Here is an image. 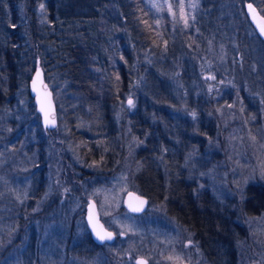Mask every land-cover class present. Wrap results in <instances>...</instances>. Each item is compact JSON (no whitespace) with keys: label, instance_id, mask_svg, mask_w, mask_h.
<instances>
[{"label":"trees","instance_id":"trees-1","mask_svg":"<svg viewBox=\"0 0 264 264\" xmlns=\"http://www.w3.org/2000/svg\"><path fill=\"white\" fill-rule=\"evenodd\" d=\"M246 2L264 17V0H0V112L20 97L32 100L27 83L40 66L47 83L56 77L72 96L68 117L80 113L110 136L99 155L106 165L116 155L108 144L116 143V126L124 128L127 98H136L139 134L147 135L136 188L149 205H163L165 188L172 196L188 182L184 156L196 140L189 131L201 132V125H182L183 104L203 116L221 82L220 88L229 87L246 109L264 106V41L246 15ZM68 128L72 138L81 139L75 122ZM157 143L159 153L148 156L145 151L154 152ZM245 193L241 215L224 203L205 205L216 229L226 220L234 237L239 216L263 209L260 186L250 185ZM182 212L196 231L208 227V219L192 218V209Z\"/></svg>","mask_w":264,"mask_h":264},{"label":"rangeland","instance_id":"rangeland-1","mask_svg":"<svg viewBox=\"0 0 264 264\" xmlns=\"http://www.w3.org/2000/svg\"><path fill=\"white\" fill-rule=\"evenodd\" d=\"M52 79L48 85L52 87L57 108L55 129L48 131L41 126L33 99L20 97L0 112V264H56L61 260L67 224L76 203H69L65 210L61 208L53 214L48 212V198L53 193L76 188L75 181L64 176L72 172L70 166L93 173L116 170L109 176L86 178L77 183L78 188L87 190V195L98 197V212L104 217L105 225L125 235L119 237L114 251L117 258L111 260L112 264H132L131 259L123 256L133 255L146 256L150 264H175L186 258L192 264H264V207L257 214L239 216L235 223L237 231L234 237L230 235L229 255L225 257L223 252L216 251L212 254L213 261L206 259L200 250L195 258L190 255L192 236L165 218L161 205H149L140 215L123 209L124 195L130 190L139 193L134 176L146 146L147 135L140 137L142 127L138 126L139 118L135 119L136 98H127L124 128L120 129L116 123V143L108 144L110 148L114 145L116 155L111 165L103 167L101 163L87 161L80 147L91 146L100 155L110 136L97 131L80 113L71 120L66 106L71 107L75 102H69L72 96L64 91L56 77ZM218 84L215 90L219 91L214 93L213 103L203 116L195 108L187 109L185 104L178 110L182 125L184 122L201 125L200 133L196 129L189 131L190 139L196 140L194 146L189 144L184 168L190 175L187 179L194 178L197 182V189L224 203L236 216L241 215L239 204L246 198L248 186L258 185L264 190V106L246 109L229 87L222 90L221 82ZM214 88L211 84L210 90ZM209 95L212 96L206 94V98ZM206 98L202 101L209 105ZM121 110L116 112L117 122L122 116ZM70 121L75 122L80 140L72 138ZM158 146L160 143L155 145L154 152L151 147L145 153L148 156L159 153ZM76 226L78 238L86 229L82 220L76 221ZM109 261L104 258L73 260L69 264H110Z\"/></svg>","mask_w":264,"mask_h":264},{"label":"flooded vegetation","instance_id":"flooded-vegetation-1","mask_svg":"<svg viewBox=\"0 0 264 264\" xmlns=\"http://www.w3.org/2000/svg\"><path fill=\"white\" fill-rule=\"evenodd\" d=\"M93 147H90L89 149H92ZM81 154L85 157V159L92 164L101 163V166H105L103 164V158H100L99 155H97V152L95 149L87 151V148L84 146L80 147ZM62 153V152H61ZM62 154H65L63 152ZM100 155L104 154V151L102 153H99ZM96 158L98 162H93V159ZM106 166L111 165V160L106 161ZM75 169V170H74ZM73 169V173L69 172L68 174H64V176H68L72 178L75 181V189H72L70 191H62V193H53L49 196V206H48V212L55 214L56 212H59V210H65V207L68 206L69 203L75 202L76 205L74 206L73 215L70 217V222L67 224V234L64 237V246H63V252H62V258L60 261H58L56 264H69L73 260H79V261H87L88 259H108L111 262L113 258H117L115 254V247L118 243L119 237H125L124 234H118L116 231H113L112 229L108 228L105 225V219L104 217H101V215L98 212V204L99 199L98 197H95L93 195H87V190L84 188H78V182L83 181L86 178L91 177H100V176H109L111 173L108 172H99V173H93L89 171H85L83 168H77L75 167ZM78 170V172H76ZM80 170V171H79ZM195 179L192 178L189 182L188 181L185 184H182V189L175 190L172 196H169L170 192L169 189L165 188L162 196V203L161 205L164 217L174 221L178 226L182 227L186 232H188L192 236L191 244H190V255L195 258L197 254L201 252L202 255L206 256V259L209 261H213L214 258L212 254H216V251L224 254L225 257L229 255V243H230V230L227 228V221L224 220L221 225H223V228L218 227L216 229V226L214 224V219H216L213 215H209V212L206 210L207 205L209 208H215L216 203L219 205V201L215 200L213 196H211L208 193L201 192L199 189L196 188L197 182L194 181ZM70 181V180H68ZM70 184V183H69ZM81 185V184H80ZM64 192V193H63ZM140 194V193H139ZM125 196V195H124ZM148 199V198H147ZM124 201V199H123ZM92 203V204H91ZM63 205V207H61ZM95 207V212L97 213L99 220L102 222L104 227L110 231H112L115 234V238L113 241L108 242H96L92 238L90 228L88 226V222L86 219V214L88 211L89 206ZM149 207V199L147 208ZM122 208H124L122 204ZM146 208V210H147ZM67 209V208H66ZM193 210L192 218L193 216L196 217L195 220L199 217V219H202L204 222H207L208 219V227L204 226L203 228L200 227L199 232L195 230L194 223L184 216L183 210ZM126 210V209H125ZM145 210V211H146ZM127 211V210H126ZM144 211V212H145ZM143 212V213H144ZM130 213V212H129ZM133 214V213H131ZM142 214V213H140ZM140 214H133V215H140ZM226 217V216H225ZM82 220L85 226V233L77 238L76 236V221ZM202 225V224H201ZM200 225V226H201ZM200 233V234H199ZM197 249V251H195ZM200 250V252H199ZM194 251V252H193ZM188 252V251H187ZM228 252V253H227ZM188 253V254H189ZM137 257L144 258L147 263L150 264V259L143 255H133L130 256H123V259L132 260V264H136L135 260ZM192 260L186 258L184 261L175 263V264H192Z\"/></svg>","mask_w":264,"mask_h":264},{"label":"water","instance_id":"water-1","mask_svg":"<svg viewBox=\"0 0 264 264\" xmlns=\"http://www.w3.org/2000/svg\"><path fill=\"white\" fill-rule=\"evenodd\" d=\"M249 4L252 5V9L254 11L249 9L248 7ZM245 11L253 28L255 29L257 34L261 37V39L264 41V33H261L260 31V23L264 22V17L259 13V11L251 2L245 3ZM38 73L39 75H37ZM27 86H28V93L34 101L35 110L39 116L41 126L47 129L48 131L55 129L58 123L56 105L53 99L52 90L49 87L48 83L46 82L43 69L40 66H36L34 68V71L32 72V75L27 83ZM52 121H54V123ZM147 204H148L147 197L135 191L130 190L124 196L123 206L130 213L133 214L143 213L147 208ZM137 208L139 209V211L134 210ZM90 215L92 216L91 222L89 219ZM86 219L94 241L101 243L104 241L111 242L114 240L115 234L104 227L102 222L99 220L97 213L95 212V207H92L91 205L88 207ZM97 231H99L102 235L105 233H111L112 239L100 240L99 237L97 236ZM140 260L146 261L142 257H137L135 263L138 264V261Z\"/></svg>","mask_w":264,"mask_h":264},{"label":"snow or ice","instance_id":"snow-or-ice-1","mask_svg":"<svg viewBox=\"0 0 264 264\" xmlns=\"http://www.w3.org/2000/svg\"><path fill=\"white\" fill-rule=\"evenodd\" d=\"M181 7H182V5H181ZM248 7H249L250 10H253L251 4H249ZM41 8H43V5H41ZM185 25L187 26V20H185ZM260 31H261V33H264V22L260 23ZM37 75H39V73ZM128 103H129V105H131L132 101L129 100ZM52 122L54 123V121H52ZM134 210L135 211H139L138 208L134 209ZM89 219H90V222H91V220H92V216L91 215H90ZM94 227H95V225H94ZM97 236L99 237L100 240H105V239H109L110 240V239H112L111 233H105V234L102 235L99 231H97ZM189 243H191V241H189ZM138 264H146V261L140 260V261H138Z\"/></svg>","mask_w":264,"mask_h":264}]
</instances>
